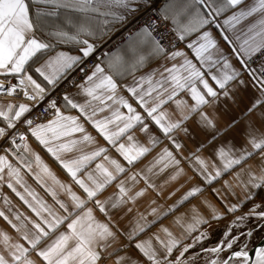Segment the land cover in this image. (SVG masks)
Here are the masks:
<instances>
[{
	"label": "snow or ice",
	"instance_id": "snow-or-ice-1",
	"mask_svg": "<svg viewBox=\"0 0 264 264\" xmlns=\"http://www.w3.org/2000/svg\"><path fill=\"white\" fill-rule=\"evenodd\" d=\"M244 4L245 0H164L163 6L153 13L156 8L155 0H0V76L8 81H0V95L14 96L22 93L27 100L36 102L33 105L0 103V122L4 125L0 127V140L10 141L14 146V149L5 148L6 154L0 155V197L8 212L12 213L11 200L2 192L6 185L37 218L33 220L23 213H12L19 222L13 223L9 215L0 209V217L20 233L29 245L25 247L24 244L12 242V237L0 230V245L4 249L0 252V264H36L29 256L30 251H35L44 264H100L105 250L110 247V241L117 240V234L108 223L98 220L93 209L86 208V204L94 202L99 211L111 221L109 209L127 215L133 211L126 207L128 202L135 203L147 191L143 188L130 195L131 188L126 187V180L132 181L134 187L139 183V176L148 188L156 187L141 173L127 176L126 180L120 179L121 174H126L128 169L108 155L107 147L97 143L96 137L87 130L81 117L108 145L115 148L128 165H133L151 150L140 144L133 134L137 128L145 134L149 133L146 117L169 139H172L173 130L181 128L182 120L189 118L182 115L181 120L172 121L167 112L161 111L162 106L181 91L187 90L196 101V106L191 109L196 112L200 106L210 103L206 97L216 99L219 96L208 78L223 91L225 97H229L230 84L246 86L242 77L247 73L253 85L264 95V0H252L247 7H241ZM234 9L239 10L221 19L225 13ZM141 13L145 16L149 13L153 15L139 29L128 34L123 47L104 54V66L96 63L84 81L76 85L79 89L77 95L83 97L82 102L64 94V107L76 110L78 115L62 112L55 99H49L47 106L36 117L29 118L26 115L45 102L51 90L57 88L72 71L97 52L98 41H104L105 37L116 30L117 25L123 28ZM251 17L257 19L241 39L235 34L236 25ZM213 28L231 48L232 58L239 62V68L221 47L213 34ZM229 32L233 33L232 37L228 35ZM169 33L176 41L183 43L187 51L178 48L171 41L166 44ZM60 45H71L80 54L58 51L49 56L43 65L34 68L42 82L29 74V69L34 64ZM257 57L261 58V62L258 68H254L251 65ZM153 59H160L165 63L152 72L137 77L135 73ZM169 61L172 62L171 66H168ZM80 71H84V68H80ZM127 76L132 77V83L124 85V89L136 102V106L120 94L117 78L122 80ZM9 78L18 83H12ZM198 84L202 85L204 91L197 87ZM183 103L176 101L178 108ZM260 103H264V100H257L253 109ZM137 106L146 117L137 111ZM49 109L53 110L51 119L34 122L44 117ZM121 109H126V112ZM200 115L206 125L215 127L207 113L201 112ZM19 124L26 126L27 134L19 131ZM183 131L187 132V129ZM29 135L66 172L72 184L78 186L86 198L73 191L72 184L59 179L50 165L33 149L29 143ZM122 138H126L127 142H119ZM158 142L156 137L149 135L152 147ZM172 142L179 151L182 145L174 139ZM249 143L252 151L243 149L239 157L233 155L231 147L216 149L215 156L222 166L195 153L192 154L194 159H185L189 161L192 171L204 183L211 185L235 166L246 162L249 157L258 155L261 175L249 172L248 182L253 188L259 189L264 187V136L259 140L253 136ZM89 146L94 147L89 149ZM8 154L15 158L16 164L9 160ZM97 160L101 162L95 163V168L88 170ZM156 165H162L160 172L169 167L174 168L170 181L186 175L184 168L180 166L181 161L167 148L163 149L152 167ZM22 170L44 189L58 208L49 204L28 184ZM114 181L117 182L118 194L115 198L100 200L99 194ZM225 185L230 187L227 181ZM202 191L203 188L199 186L190 188L163 215L174 212L185 201ZM60 193L66 195L69 202L62 200ZM252 195L249 193L245 199H251ZM237 208V204H232L226 207V211L236 212ZM192 211L196 213L193 217L195 223L188 224L185 229L189 234L196 230L197 225L207 223L195 207ZM156 213L157 209L153 208L151 214ZM248 215L264 220V205H255ZM248 215L238 217V220L244 221L248 219ZM213 218H221L216 209H213ZM144 219L143 214H140V219L128 235L129 240H134L156 223V220L140 223ZM175 223L184 226L179 217ZM28 224L31 228H28ZM65 224L66 230L59 231ZM160 231L165 234V239H161L159 235L153 237L159 248L153 244V238L135 243V248L146 258L148 264H190L189 260L182 257L194 244L179 249L181 240L169 228L161 227ZM56 232L59 234L55 239L44 247H39ZM251 234L249 231L246 235ZM206 235L201 233L195 238L196 242H200ZM238 239L239 237L226 232L224 240L205 249L215 257L207 264H264V247L255 249L253 256L247 250V245L239 251H231L226 258L221 259L220 254L233 249ZM174 250H179V255L170 259ZM125 260L131 258L120 257L116 264H123ZM131 264L138 262L131 260Z\"/></svg>",
	"mask_w": 264,
	"mask_h": 264
},
{
	"label": "crops",
	"instance_id": "crops-1",
	"mask_svg": "<svg viewBox=\"0 0 264 264\" xmlns=\"http://www.w3.org/2000/svg\"><path fill=\"white\" fill-rule=\"evenodd\" d=\"M252 0H245V4L241 7H247ZM163 6V5H162ZM161 6V7H162ZM239 9L230 10L224 14L223 18H226L229 15H232L233 11ZM257 17H251L247 20H243L240 24L236 25L235 34L240 36L241 39L244 38V33L247 31V28L255 22ZM213 34L219 40L221 47L229 57L232 58L231 48L220 38L219 32L213 28ZM228 35L232 37L233 33L229 32ZM47 39V37H42ZM99 42V41H98ZM97 42V43H98ZM123 47L120 46V48ZM180 49H185L184 44ZM58 51H68L72 55H79L78 50L73 49L71 45H60L53 52L48 53L47 56H44L43 59L39 60L36 64L29 69V74H32L34 78H37L38 81L42 82V78L38 77V74L34 72L35 67H40L45 63L49 56L55 55ZM191 56V53H189ZM165 61L160 59L150 60L145 64L144 67L140 68L135 75L137 77L145 75L149 72H152L154 69L159 68L161 64H164ZM168 66H171V61L167 62ZM232 63L239 68V62L232 58ZM102 66L103 63H102ZM258 68V67H255ZM12 79V78H9ZM209 83L216 89L219 93L218 98L213 99L211 97H206L210 101L209 104L200 106L196 112H192L191 109L196 106V101L192 99V96L187 90L181 91L173 100L169 101L167 104L162 106L161 111L168 113V118L172 121L181 120L182 115H187L189 118L187 120H182L181 128L175 129L171 133L172 139H169L163 134L158 126L150 119L146 117V114L143 113V110L137 106V111L141 112L144 115L145 123L149 127V133L145 134L137 128L134 131L136 140L147 147H150V151L143 156L139 161L133 165H128L124 161L123 157L116 152L115 148L111 145H108L107 142L99 136V134L89 125L86 121L85 127L87 130L96 137L97 143L101 146L107 147L109 149L108 155L112 158L118 160L128 172L126 174H121L120 179H125L127 176H130L135 173H141L149 178L151 183H153L155 188H148L147 184L139 176L137 180L139 183H136L133 187V182L126 180V187L131 188L130 195H134L136 191L146 188L147 191L143 197H140L136 200L135 203L131 201L128 202L126 207L133 209L131 213L125 215L123 212H118L115 209H109L110 214L112 215V220L109 221V218L106 217L99 209L95 206L94 202L89 201L86 204V208H92L94 215L98 220L104 223H108L114 232L117 234V240L115 242L110 241V247L105 250L104 258L101 260L100 264H116L117 260L120 257H130L131 260H135L138 264H148L146 258L135 248V243L153 238L154 235H159L161 239H165V234L160 231L161 227H167L173 233V235L181 240L179 249H182L185 245L194 244V247L190 248L185 256H198L193 260L192 263L200 262V252L206 248H212L219 244L222 240L225 239V233L229 229V226L233 219L239 215L246 212L242 211V208L250 201L254 200L253 205H264L262 197L256 198L258 193L262 188H253L249 181V172L254 173L255 175H261V169L258 166L259 156L253 155L249 157L246 162H242L240 165L235 166L228 173H225L224 176L218 181H214L211 185H208L203 182L202 178L198 176L192 169L189 167V161L185 157H192V154L200 155L211 162H215L218 166H222L221 162L215 156V150L220 147H231L233 155L239 157L241 155V150L247 149V151H252V146L249 143L251 137L255 136L259 140L264 136V103L258 104L253 109V104L257 100H264V95H262L260 89L253 85V81L249 78L247 73H244L242 79L246 81V86H235V84H230L229 97L223 95V91L218 89V86L215 85L210 78ZM0 80H5L4 77L0 76ZM117 83L120 85V94L124 95L129 99L130 103H133L136 106V102L131 98L129 93L124 89V85L132 83V77L127 76L124 79L117 78ZM49 88L51 86H48ZM198 88L203 90L202 85H197ZM235 89L234 91L232 89ZM79 89H75L68 93L73 96L76 100L81 101L83 97L77 95ZM176 101H183L184 103L178 108ZM14 103L20 104L24 103L19 100H16L10 96L0 95V103ZM61 111L67 115H78L76 110H70L64 107V104L59 106ZM252 109V111H249ZM121 111L126 112V109H121ZM207 113L209 118L213 120L215 127H211L205 124L201 119L200 113ZM4 126L0 122V127ZM187 129V132L183 131ZM79 135V134H77ZM149 135L154 136L159 141L155 147H152L149 143ZM213 137H215L213 139ZM175 140L177 143L181 144L182 147L179 151L175 149V146L172 140ZM122 143H126V138H122ZM29 143L50 165L56 175L60 180L67 184H72L70 177L66 172L60 168V166L37 144V142L31 138L29 135ZM94 146H89L91 149ZM5 148H13L10 143H6L2 148H0V155L6 154L4 152ZM167 148L169 151H172L177 159L181 161V167L184 168L186 175L181 176L176 181H170L169 177L174 172V168L169 167L164 172H160V167L162 165H156L152 167L155 163L156 158L162 153L163 149ZM14 149V148H13ZM86 149V150H89ZM199 149V151H197ZM71 155V154H69ZM9 160L16 164L15 158L8 154ZM194 159V157H192ZM101 160L93 162L89 166L88 170L95 168V163H99ZM149 168L152 170L149 171ZM22 173L27 180L28 184L39 193V195L45 199L49 204L54 205L52 198L41 188L35 180L22 170ZM237 174H239L237 176ZM190 178V179H189ZM225 181L228 182L229 186L225 185ZM116 181L111 185L106 187V189L99 194L100 200H107L109 197L115 198V195L118 194V188L116 187ZM194 186H199L203 188L201 193H198L195 197L190 198L188 201H185L183 205L177 208L174 212H170L167 216L163 214L168 212L172 205L176 204L178 200ZM73 191H75L82 198H86V195L83 191L72 184ZM214 189L216 191H214ZM23 191L22 189H19ZM4 195H6L11 200L12 213H23L25 216L35 220L37 219L34 213L5 185L2 189ZM174 193V195H173ZM249 193H252L251 199H245ZM60 198L65 202H69L66 195L60 193ZM154 201V203H153ZM232 204H237L238 208L236 212H227L226 207ZM58 208V205H54ZM196 208L199 215L207 221V223H202L196 226V230L192 231L190 234L186 232V226L188 224L195 223L193 217L196 213H193L192 209ZM157 209L155 215L151 214V210ZM0 209H3L6 214L9 215V218L13 220V223H19L16 221L12 215L9 213L7 208L4 206V201L0 197ZM213 209H216L217 213L221 218H213ZM63 214V213H62ZM140 214H143L145 217L144 220H140V223H148L153 220H156V223L152 225L150 229H147L144 233L140 234L134 240H129L128 235L136 225V221L140 219ZM181 219V224L177 225L175 223L177 218ZM23 219V217H22ZM27 223V221H25ZM28 228H31V225L28 224ZM0 230L5 231L9 236L12 237V242H18L24 244L25 247L29 245L25 240H23L20 233L12 228L7 221L0 217ZM66 224L61 226L59 231H65ZM201 233H206V237L202 238L200 242H196L195 238L200 236ZM59 232L53 233L48 237L43 244L39 247H44L45 244L50 243ZM153 244L159 248V245L153 238ZM205 247V248H204ZM4 251L3 246L0 245V252ZM108 253H111L109 255ZM199 254V255H198ZM6 255V253H5ZM179 255V250H174L172 257L174 259ZM29 256L33 259L36 264H44V262L36 255L35 251H30ZM131 260H125L123 264H131ZM202 260V259H201ZM191 263V264H192Z\"/></svg>",
	"mask_w": 264,
	"mask_h": 264
},
{
	"label": "built area",
	"instance_id": "built-area-1",
	"mask_svg": "<svg viewBox=\"0 0 264 264\" xmlns=\"http://www.w3.org/2000/svg\"><path fill=\"white\" fill-rule=\"evenodd\" d=\"M164 3V0H155L156 8L153 9V13L156 12L158 8H160ZM153 13H149L147 16H145L143 13L139 14L137 17L130 20V22L125 25L123 28L119 25L116 26V30H114L112 33L109 34L108 37H105L104 41H99V48L97 52L87 58V60L84 62V64L77 67L74 71H72L66 80L61 82L57 88L50 91L49 97L46 98L45 102H43L38 108H35L33 112L26 114L29 118H34L37 115H39L43 108L47 106V101L49 99H55L57 101V105L60 106L63 104V96L64 94H68L71 91L75 90L77 87L76 85L82 83L85 79V76L87 74H90L92 71L93 66L96 63H102L104 59V54L108 52H112L120 48L126 42L127 36L130 32H135L137 29H139L145 21L149 18V16H152ZM142 17V18H141ZM168 39L165 41L167 44L169 41L172 43H175L178 48H180L183 43H180L175 40V38L172 36V34H167ZM255 62L252 63V67H259V64L261 62V58L257 57L254 58ZM80 68H84V71H80ZM6 83H8L7 80H4ZM12 83H18L17 80L11 79ZM7 96V95H5ZM16 100H19L21 102H24L29 105H33L36 102L35 101H29L27 100L22 93L19 95L10 96ZM53 116V110L49 109L48 113L42 117L40 120H35L34 122H45L46 119H51ZM19 131L24 132L27 134L26 126L19 124L18 125ZM14 131V130H12ZM6 143H10V141L5 142L4 140H0V148H2ZM17 143H20L19 140H17ZM11 146L14 148V146L11 144Z\"/></svg>",
	"mask_w": 264,
	"mask_h": 264
},
{
	"label": "rangeland",
	"instance_id": "rangeland-1",
	"mask_svg": "<svg viewBox=\"0 0 264 264\" xmlns=\"http://www.w3.org/2000/svg\"><path fill=\"white\" fill-rule=\"evenodd\" d=\"M249 213L250 212H246L244 214H239L231 222L227 232H230L231 235H233V236L239 237V239L234 244L233 249L226 250L225 252H222L220 254V258L221 259L226 258L230 254L231 251H238L241 248H243L245 245H247V250H250L255 245V241H256L257 236L258 235L264 236V230H261L259 232V234H257L258 231L255 230L264 220L257 219L255 216H252V215H248V219H246L244 221L238 220V217L245 216L246 214H249ZM252 230L254 232L251 234V236L246 235L249 231H252ZM206 249H208V248H206ZM193 257H195V259H196L198 256H190L189 255V256H186L183 259L189 260L190 264H191L193 262V260H194V259H191ZM212 258H215L213 256V254L208 253V252L205 251V249H203L200 252V262L192 263V264H207V262L210 259H212Z\"/></svg>",
	"mask_w": 264,
	"mask_h": 264
},
{
	"label": "water",
	"instance_id": "water-1",
	"mask_svg": "<svg viewBox=\"0 0 264 264\" xmlns=\"http://www.w3.org/2000/svg\"><path fill=\"white\" fill-rule=\"evenodd\" d=\"M246 215H248V214H246ZM255 230L258 231L257 234H259V232L261 230H264V221ZM250 232L253 233L254 231L252 230ZM260 247H264V236H262V235L257 236L256 241H255V245L249 250L250 255L254 256L255 249L260 248Z\"/></svg>",
	"mask_w": 264,
	"mask_h": 264
},
{
	"label": "trees",
	"instance_id": "trees-1",
	"mask_svg": "<svg viewBox=\"0 0 264 264\" xmlns=\"http://www.w3.org/2000/svg\"><path fill=\"white\" fill-rule=\"evenodd\" d=\"M262 197V201H264V189H261L258 193V196L256 198ZM255 200V199H254ZM254 200L248 202L243 208L242 211L244 212H250V210L254 207L253 202Z\"/></svg>",
	"mask_w": 264,
	"mask_h": 264
},
{
	"label": "bare ground",
	"instance_id": "bare-ground-1",
	"mask_svg": "<svg viewBox=\"0 0 264 264\" xmlns=\"http://www.w3.org/2000/svg\"><path fill=\"white\" fill-rule=\"evenodd\" d=\"M0 81H4V80H0ZM5 82V81H4ZM6 83V82H5Z\"/></svg>",
	"mask_w": 264,
	"mask_h": 264
}]
</instances>
